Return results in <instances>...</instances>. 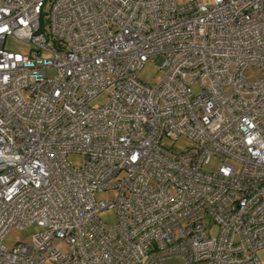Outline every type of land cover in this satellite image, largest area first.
<instances>
[{"label":"built area","instance_id":"obj_1","mask_svg":"<svg viewBox=\"0 0 264 264\" xmlns=\"http://www.w3.org/2000/svg\"><path fill=\"white\" fill-rule=\"evenodd\" d=\"M151 60L154 87L136 79ZM179 137L181 153L161 144ZM26 227L31 244L3 245ZM262 249L264 0H0V264H262Z\"/></svg>","mask_w":264,"mask_h":264},{"label":"rangeland","instance_id":"obj_2","mask_svg":"<svg viewBox=\"0 0 264 264\" xmlns=\"http://www.w3.org/2000/svg\"><path fill=\"white\" fill-rule=\"evenodd\" d=\"M187 0H177L178 4L184 3ZM212 0H202V2L206 5L210 4ZM49 1L45 7L44 12L49 8ZM42 27L43 31L46 34L48 31V15L42 14ZM4 48L8 51L18 52V53H27L30 49V46L18 41L14 37H7L5 39ZM261 70L259 67H250L245 71V78L249 83H255L261 79ZM164 77L163 70L159 67L155 60H151L146 62L141 70L136 73V79L149 87H154L158 85ZM192 92L194 94H198L200 92V88L197 85L192 86ZM108 99L107 93H102L95 97L90 106L92 108H99L106 103ZM161 144L164 148L178 154L185 151L188 147V140L184 137H179L176 141H171L170 139L164 138L161 141ZM68 161L74 167H81L83 164V156L79 154H71L68 156ZM218 163L215 160H212L210 164L205 168L206 170H214L217 167ZM117 192L115 190L103 191L94 194V199L96 201H111L116 197ZM98 218L102 223L107 226H112L115 224L116 218L115 213L112 210H106L99 213ZM38 231L36 227H26L22 230H10L3 239V245L7 248H12L18 243L31 244L32 236ZM212 236L216 234V228L210 232ZM59 245V243H58ZM63 252H66V247L61 246ZM257 257L259 261L264 264V249L259 250L257 252ZM160 264H185V260L181 257L176 258H165Z\"/></svg>","mask_w":264,"mask_h":264}]
</instances>
